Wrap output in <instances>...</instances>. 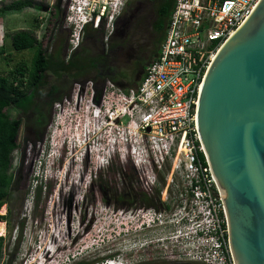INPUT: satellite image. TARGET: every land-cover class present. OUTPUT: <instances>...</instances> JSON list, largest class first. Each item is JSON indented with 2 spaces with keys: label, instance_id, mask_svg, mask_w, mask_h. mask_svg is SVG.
Masks as SVG:
<instances>
[{
  "label": "rangeland",
  "instance_id": "1",
  "mask_svg": "<svg viewBox=\"0 0 264 264\" xmlns=\"http://www.w3.org/2000/svg\"><path fill=\"white\" fill-rule=\"evenodd\" d=\"M15 1H30L33 7L8 14L0 20V73L4 74L19 69L22 64L29 66L35 52L33 49H13L10 35L25 30L33 33L36 39L40 38L50 28L47 12L53 4L58 6L55 28L58 41L59 36L68 35L70 41L72 35L80 33L78 25L67 20L70 0H0L5 4ZM144 1L136 0L135 3ZM152 1L151 8L155 9L157 0ZM151 8L142 10L138 17H115L106 24L102 21L93 29L99 32L100 42L80 43L79 39L77 47L79 43L81 46L74 55L85 57L93 64L103 56L99 70L122 73L126 75L123 80L128 82L131 79L134 86L156 50V45L150 42L151 28L157 18L149 17ZM129 21L133 24L131 35L127 34ZM83 29L87 36L89 32ZM147 42L149 45H145ZM68 44L71 50L72 45ZM57 45L50 44L47 51L49 62L56 67L54 51ZM140 53H147V56L134 67L132 62L140 57ZM118 56L122 60L114 63L113 58L116 60ZM68 76L71 77L61 72L56 77L54 71L49 70L34 91L32 109L25 113L15 108L7 111L11 118L20 117L22 124L17 138L18 149L12 154L9 172L13 175L12 194L0 208V215L5 216V220L0 221L4 227L0 234L4 239L1 264H56L61 258L65 262L67 254L73 256L71 264H96L112 254H119L130 264L134 259L138 263L170 264L169 260L163 259L166 253L159 250L156 243L164 234L161 229L140 226L139 221L131 216L137 209H144L145 196L152 197L153 193L146 195L134 182L129 184L128 176L133 177L130 163L120 164L117 155H111L109 159L104 155L107 165L103 166L94 164L93 153L89 164L83 159L84 152L79 149L80 137L83 138L80 127L84 128L82 115L89 106L90 96L80 90L77 100L74 97L78 89L91 79L85 78L87 74L71 82L61 79ZM106 76L114 74L106 73ZM107 80L101 81L98 87L101 88ZM63 107H70L75 113L70 118L61 115V110L65 111ZM75 118L79 120L74 121ZM65 127L70 130L68 134L63 132ZM94 132L90 131V136ZM101 133L103 136L104 130ZM66 138L71 140L66 142ZM72 141L76 148L71 146ZM89 146L91 152L94 145ZM84 173L86 176L82 181ZM123 176H127V182ZM126 183L130 187L128 190L123 187ZM160 188L158 184L154 189ZM159 199L153 204L162 211L159 205L165 200L163 189ZM135 243L144 246L137 251L128 250L129 245Z\"/></svg>",
  "mask_w": 264,
  "mask_h": 264
},
{
  "label": "built area",
  "instance_id": "2",
  "mask_svg": "<svg viewBox=\"0 0 264 264\" xmlns=\"http://www.w3.org/2000/svg\"><path fill=\"white\" fill-rule=\"evenodd\" d=\"M131 1L70 0L67 20L80 31L69 41L72 49L84 21L94 23V28L102 21L112 22ZM257 2L174 0L158 53L136 86L124 91L106 81L96 90L88 81L75 93V100L80 90L90 96L82 115L85 132L95 131L96 120L100 133L104 130L106 148L101 145L99 164L107 165L104 155L108 159L117 155L120 164L130 163L129 184L134 182L142 193L154 195V188L161 185L163 210L144 206L131 216L140 226L161 229L164 234L156 243L166 253L163 259L172 264H235L223 193L200 146L195 113L206 69ZM123 178L127 182V176ZM143 246L135 243L128 250ZM72 259L67 254L65 262L61 258L56 264H71ZM128 263L112 254L96 264ZM131 264L142 263L134 259Z\"/></svg>",
  "mask_w": 264,
  "mask_h": 264
},
{
  "label": "water",
  "instance_id": "3",
  "mask_svg": "<svg viewBox=\"0 0 264 264\" xmlns=\"http://www.w3.org/2000/svg\"><path fill=\"white\" fill-rule=\"evenodd\" d=\"M235 264H264V0L215 54L195 113Z\"/></svg>",
  "mask_w": 264,
  "mask_h": 264
},
{
  "label": "trees",
  "instance_id": "4",
  "mask_svg": "<svg viewBox=\"0 0 264 264\" xmlns=\"http://www.w3.org/2000/svg\"><path fill=\"white\" fill-rule=\"evenodd\" d=\"M173 3L174 0H157V5L155 8L156 12L159 14L155 29L159 35L157 48H159L163 40L165 28L173 8ZM30 7H33V3L30 1H15L10 4L0 2V20H2L3 17L8 14L17 13L24 10L25 8ZM132 27V21H129L127 34L131 35ZM10 41L13 49L16 51L33 49L35 52L29 66L22 64L19 69L14 70L13 72L11 71L6 74L0 73V208L12 194L13 175L9 172L12 165V154L18 149L17 138L22 124V119L20 117L11 118L7 111L10 108H15L25 113L29 109H32L35 105L34 91L43 81L44 74L49 70L54 71V75L56 77H58L62 72L63 74H70L73 78L80 77L93 70L90 65H88L89 63L87 62V58L84 59L85 57L81 58L76 55L72 57L71 67L67 70L52 66L51 62L45 58L40 43L37 42V39L33 33L29 31L21 30L12 33L10 35ZM157 53L158 49L155 50L150 62L156 57ZM145 67L146 66L143 67L142 74ZM102 70L103 69L95 70L97 72L96 78L91 79V81L94 83V86L96 87V90L100 88L98 87L100 82L107 79H109L110 82L114 83L119 88H121L120 86L122 85L127 86V84H129V86L121 88L124 91H127L128 89L137 85V83H134L135 85L132 86L131 84H133V81L131 79H129L128 82L125 81L126 84L124 85L120 83L121 81H119V79H123L120 73L119 78L114 74L113 71H110L115 77H107V71L104 72ZM100 78L103 80H100ZM98 93L99 92H97V95ZM34 109H37V107ZM158 180L163 186L164 177L159 175ZM124 187L128 190V185ZM129 191L131 193L132 190L130 189ZM159 198L160 189H157L151 198H144L145 207H152L156 209L157 206L153 203L155 199L160 200ZM2 220H5V216L0 215V221ZM3 242L4 239L0 236V264L2 259ZM77 264L88 263L79 262Z\"/></svg>",
  "mask_w": 264,
  "mask_h": 264
},
{
  "label": "flooded vegetation",
  "instance_id": "5",
  "mask_svg": "<svg viewBox=\"0 0 264 264\" xmlns=\"http://www.w3.org/2000/svg\"><path fill=\"white\" fill-rule=\"evenodd\" d=\"M135 2H136V0H133V1L129 2L123 8L121 14L118 17H138L139 15H141V11L142 10H146L147 8L149 9L154 4V1H152V0H145L144 2H142L140 4H137ZM47 13H48V16L50 17V19H49L50 28L47 31H45L44 34L41 35L40 38H37V42L40 43L41 48L43 49V54H44V56H45V58L47 60H48L47 51L49 50V45L52 44V43L54 45H57L58 42L61 43L59 46L58 45L56 46L57 49H55V51H54L55 64H57L59 68H62L63 70H67L68 68L71 67L72 57L79 50V48L81 46L80 45L81 42H83V41H87L89 43L90 42L94 43L95 41H96V43L100 42L98 40V35H97L98 31L97 30H95V31L93 30L94 29V23L91 22L88 25L84 26L85 27L84 29H86V31H88L89 33L91 31H93L95 34L94 33H90L89 34L87 32L88 34L86 36V33H84L82 31V34L80 35V43H79L78 47H76L74 49L71 48V50H69V44H68L69 43V36L67 35L64 38L59 36V41H58V37L55 36V31H56L55 28H56L57 22H58V6H57V4L55 3L51 7H49ZM149 17H157L155 19L153 25H152V28H151L152 38L150 40H152V41H150V42H153V44L156 45V49H158L157 48L158 47L157 43H158V40H159V35H158V33H157V31L155 29H156V21H157V19L159 17V14L156 12L155 9L151 8V15H149ZM104 24H106V23L104 22ZM146 44L149 45L148 42L145 43V45ZM153 48H155V47H153ZM59 50L62 51V52L59 53ZM66 52H67V54H66ZM101 53H103V52H101ZM139 56L140 57H138L137 59L133 60V62H132L134 67L135 66H139L141 64V62L144 59V57L147 56V53H140ZM121 60H122V58L120 56H118L116 58V60L113 58L114 63L115 62L117 63V61L119 62ZM103 61H104V57L103 56H100L98 58V60L95 61L94 64L93 63H89V60H88L87 61L89 63L88 65H90V67L93 69L92 70L93 73L92 72L91 73L90 72L86 73L87 76L85 78H87V79L96 78L95 70L101 68V66H102L101 64H102ZM106 73L110 74L111 72L108 71ZM114 74L119 77V73L118 72H116ZM121 75H122V77L126 76V75H123L122 73H121ZM68 77H65V78L61 77V79H64V81H70V82L73 81L74 78H72V76L69 77V78ZM119 81H121L120 83H124L125 82L123 79H119ZM83 152H84V154H83L84 158L83 159L87 162V164H89V162H90L89 161V151H88L87 147L85 148V151L83 149ZM85 176H86V174L84 173V176L82 177V181L84 180Z\"/></svg>",
  "mask_w": 264,
  "mask_h": 264
},
{
  "label": "bare ground",
  "instance_id": "6",
  "mask_svg": "<svg viewBox=\"0 0 264 264\" xmlns=\"http://www.w3.org/2000/svg\"><path fill=\"white\" fill-rule=\"evenodd\" d=\"M89 23H91V21H84L83 22L84 25H83L82 29L84 28V26L88 25ZM64 108L65 107H63L62 109H64ZM78 110L79 109H77V111ZM73 113H75V112H73L70 107H66L65 108V111L61 110V115L62 114L69 115V118H70L71 114H73ZM63 116H65V115H63ZM65 118L67 119L66 116H65ZM78 120H79V118H75L74 119V121H78ZM96 126L98 127V132L96 131ZM99 127H100L99 120L94 121V130H95V132H94V135L93 136H90L89 133L85 132V129L83 128V126L80 127V131H82V133L84 132L85 133V136H83V138L80 137L81 143L79 145V149L81 148L83 150L84 147L85 148L87 147V149L89 151V161H90V156H92V153L95 156V157L93 156L94 157V164H99V159H100L99 156H100V151H101V145H103V143H102L103 140L100 137V128ZM63 132H65L66 134H68L70 132V130H68V129L66 130V127H65L64 130H63ZM84 137H85V142L86 143H88L89 145H92V143H93V145H94V148H93V150L91 152H90L89 145H86V143L84 142ZM70 140H71L70 138H67L66 139V142L67 141H70ZM74 145L75 144L72 141L71 142V146L74 147ZM62 146L64 147V145H62ZM69 146H70V144H69ZM103 147H104V149L106 148L105 145H103ZM75 148H76V145H75ZM3 231H4V227H3L2 224H0V234H2Z\"/></svg>",
  "mask_w": 264,
  "mask_h": 264
},
{
  "label": "clouds",
  "instance_id": "7",
  "mask_svg": "<svg viewBox=\"0 0 264 264\" xmlns=\"http://www.w3.org/2000/svg\"><path fill=\"white\" fill-rule=\"evenodd\" d=\"M84 25V24H83ZM67 139V138H66Z\"/></svg>",
  "mask_w": 264,
  "mask_h": 264
}]
</instances>
